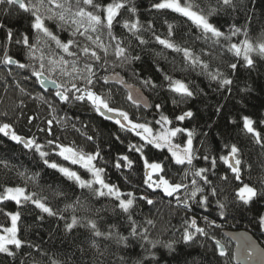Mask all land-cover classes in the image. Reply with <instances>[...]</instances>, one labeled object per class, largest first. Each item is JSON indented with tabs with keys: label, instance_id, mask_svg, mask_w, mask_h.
Here are the masks:
<instances>
[{
	"label": "snow or ice",
	"instance_id": "obj_1",
	"mask_svg": "<svg viewBox=\"0 0 264 264\" xmlns=\"http://www.w3.org/2000/svg\"><path fill=\"white\" fill-rule=\"evenodd\" d=\"M248 7L246 0H153L151 9L166 15L176 14L173 19L183 18L182 22H190V26L199 30L198 38L208 45L209 51L205 53L201 49L198 55L191 48L176 42L177 24L165 19L166 36L162 38L151 21L143 23L136 0H0V14L6 17L16 14L27 21L26 30L14 32L13 27L0 20V30L4 33V39L0 41V67L6 72L4 83L8 85L5 91L18 90L22 97L47 106L51 118L45 117L41 121L45 126L38 127V132L54 136L53 127L56 124L66 131L70 126L72 131L84 135L66 113L63 117L57 113L71 105L88 106L105 120H115L119 131L135 133L139 137L142 143L129 142L127 151L139 154L145 170L136 189L124 191L108 177L109 160L102 155L93 135L86 136V141L94 145L87 152L75 141L69 145L59 142V137L41 143L35 135L27 138L18 134L14 123L10 122L9 112H0L4 118L0 120V134L29 150L45 169L59 174L47 185V192L41 184L39 172L29 174L17 170L21 186L0 185V215L5 217V223H0V264L8 258H11L8 264H16L22 249H28V255H32V249L41 252L38 245L21 234L22 215L36 209L41 221L47 217L63 221V232L71 235L69 247L72 251L66 252L64 259L49 258V264H162L158 255L160 249L167 250L168 255L175 258L180 251L178 246L199 244L207 247L209 241L212 242L209 250L213 255L218 250L223 264H230L231 257L225 245L215 238L214 230L220 225L215 219H209L208 215L198 217L195 209L207 211L215 204L217 215L224 218L230 211L243 214L264 202V117L256 120L249 116L242 117V130L260 147L262 157L259 161L260 174L250 183L248 181L253 180L252 164L245 160L244 146L226 145L227 154L219 157L210 153L201 155L194 147V129L175 126L173 120L162 112L154 124L139 115L132 118L127 111L112 106L114 96L111 90L101 92L98 86L103 88L109 83L110 78L103 75L109 71L124 83L119 73L115 72L119 68L130 73L146 88L161 87L151 76L142 77L135 67L142 62L137 49L143 51L151 42L182 54L188 67L199 68L200 75L215 82L218 89L230 93L232 77L239 67L247 69L249 74L258 70V64L264 67V31L255 39L250 36ZM239 11H244V26L233 23L225 32L222 25L213 22V17L231 16ZM117 26L121 29L119 35ZM145 33L150 34L151 39H145ZM240 36L243 39L233 42L234 37ZM14 45L19 46V58L10 54ZM216 50L221 54L224 51L232 54L233 60L228 64L229 74L221 71L219 66L210 67L212 60L217 59L213 56ZM155 55L160 57L163 53L157 52ZM204 55L209 57L208 61L202 59ZM155 72L161 73L163 69L156 65ZM8 76L13 77L14 83L8 81ZM163 80L168 81V89L179 97L173 99L174 105L186 102L203 91L190 87L182 80L173 79L167 73L163 74ZM29 82L32 86L39 85L40 89L52 85L55 92L47 91L33 96L34 88L30 90ZM127 99L137 106L142 101L141 97L134 98L131 93ZM25 107V99H20L16 108ZM155 108L160 110L161 105L156 104ZM219 110L218 107L217 112ZM193 115L188 110L176 116L175 120L183 122ZM22 116L23 111H20L17 119ZM37 119V116L30 115L28 123L31 125ZM156 125L160 129L158 132L154 131ZM82 127L86 128V125ZM178 136L179 141L176 139ZM115 139L124 143L119 135ZM149 147L167 151L163 159L150 161L145 155V149ZM52 156L68 164L59 163L51 159ZM218 159L227 166L224 175L216 171ZM198 160L207 161V166H197L195 162ZM112 167L131 170L133 160L129 155L114 157ZM0 170H13L6 157H0ZM125 180L128 181L127 176ZM53 201L64 203V208L54 207ZM8 202L14 204L13 211L7 210ZM141 202L145 206L163 202L172 212L182 211V227L174 229L179 232V237L167 240L154 237L153 231L157 229L159 220L151 216L139 217ZM97 203L100 207L96 206ZM105 213L109 215L105 216ZM111 217H116L114 222ZM201 219L203 226L199 222ZM102 220L107 224L104 230L100 227ZM256 223L258 228H264V214L257 212ZM56 227L59 228L60 224L57 223ZM173 227L167 221L162 226V233ZM124 231H127V235H124ZM77 232L80 233L78 237ZM137 245L142 254L130 251ZM118 251L124 252V255H116ZM43 255L48 254L43 252ZM110 255L116 256V259L109 260ZM133 255L135 259H132ZM20 264H23L22 260ZM33 264L40 262L34 261ZM177 264H180L179 260ZM192 264H203V261H193ZM207 264L212 262L208 261Z\"/></svg>",
	"mask_w": 264,
	"mask_h": 264
},
{
	"label": "trees",
	"instance_id": "obj_2",
	"mask_svg": "<svg viewBox=\"0 0 264 264\" xmlns=\"http://www.w3.org/2000/svg\"><path fill=\"white\" fill-rule=\"evenodd\" d=\"M153 0H136V5L139 9L140 19L143 23L151 21L157 30V34H160L162 38L166 36L167 25L164 23L165 19H168L170 23L177 24L178 27L175 30L178 35L174 37L177 43L189 47L200 54L201 49L205 53L209 51L208 45L201 39H199V30L195 26H190V22L184 23L183 18L173 17L176 14H168L156 12L151 9ZM248 7V16L251 18V25L249 26V34L255 39L259 33L264 31V0H246ZM127 15V14H125ZM213 22H218L219 25L223 26V30L227 32L228 26L235 23L237 26L245 25V14L244 11H239L231 16H220L213 17ZM0 20H3L9 26L13 27L14 32L24 31L27 28V21L21 19L20 16L13 14L9 17L0 14ZM126 32V30H124ZM116 32L119 35L121 29L119 26L116 28ZM62 34V38H63ZM145 39H151L150 34H144ZM4 33L0 30V41H3ZM237 39H243V36L234 37L233 42ZM19 46L14 45L10 49V54L20 57L21 53L18 51ZM142 57V62H138L135 67L140 71L141 76H151L157 85H162L156 89H149L144 87L140 81L133 77L130 73L121 71L119 68L115 70L119 73L121 79L128 85L135 86L140 89L149 99L151 107L150 110H144L143 108L137 109L128 100L127 95L123 88L119 85L107 84L110 88L103 87L99 88L101 92H107L111 90L114 100L112 103L113 107L121 108L127 111L130 117L135 118L137 115L143 119L154 124L155 120L159 118V113L162 112L168 116L169 119L173 120L175 126H182L188 129L195 130L194 136V147L199 150V154H211L212 156L226 155L228 149L226 145L237 144L238 146H244L245 160L252 164V175L253 180L248 182H254L256 177L260 174L259 161L261 157V149L258 145L249 139L248 134L242 130V117L249 116L254 120L264 117V67L257 65L258 70L249 74L248 70L239 67L232 77L233 84L231 85V92L224 89H218L215 82L210 81L203 75H200V69H192L188 67L187 63L182 59V54H177L171 49H164L163 46L155 43H149L145 46L143 51L137 49ZM161 52L162 56L157 57L155 53ZM213 56L217 59L212 60L210 67L215 68L219 66L220 70L229 74L228 64L232 62L233 56L231 53L224 51L222 54L219 50L213 52ZM203 60L208 61L209 57L204 55ZM156 65H159L163 69V72H155ZM20 71V70H16ZM167 73L172 76L173 79H179L185 83H189L190 87H197L203 91L198 93L194 98L188 99L186 102L174 105L172 103L174 98L179 99L177 94L172 93L168 89V81L163 80V74ZM6 72L0 67V112L7 110L11 117L10 122L14 123L15 130L18 134L31 138L33 135L39 137L41 143H46L47 139L59 137V142L69 145L72 141L76 142V145L83 147L84 150L90 151L94 146L92 142L86 141L87 135H93L95 137V143L99 145L102 155L105 159L109 160L108 177L112 182L119 185L122 190L130 191L136 189V186L140 184L141 178L144 174L143 161L139 158L137 153H129L127 151V145L131 143H142L139 141V137L135 133H125L119 131V125H116L112 120H105L103 117L95 114L91 111V108L85 105H71L64 110L57 113L59 117H63L65 113L71 118V121L76 124L77 128H80L84 135L72 131L70 126L66 131L60 125L54 124L53 133L54 136H47L45 133L38 132V127H44L41 123L45 117L51 118L48 115L47 106H40L39 101L24 98L18 92V90L5 89L8 85L4 83V77ZM106 76L115 75L112 71L103 73ZM55 78V77H54ZM9 82L14 83L13 77H7ZM29 88L33 91V96L40 95L47 92L39 88V85L32 86L29 82ZM245 89H250L245 91ZM52 92V91H51ZM54 94V92H52ZM20 99H25L27 107L23 109L16 108L19 104ZM51 99V96L49 97ZM156 104L161 105V109L155 108ZM219 107V112L217 108ZM16 108L14 112L13 109ZM191 110L194 115L192 118H186L185 121L179 122L175 120V117L182 114L185 111ZM20 111H23V116L17 119V115ZM35 115L38 117L37 120L33 121V124L28 123V117ZM4 118L0 116V120ZM236 123L233 124L232 121ZM142 122V121H141ZM86 125V128L82 127ZM159 130V126L156 125L154 130ZM121 136L124 143L117 141L115 136ZM179 137V136H178ZM176 138L177 141L180 140ZM201 141L203 146H201ZM207 149V152H205ZM164 152L158 149L146 148L145 155L152 161L156 159H163ZM122 155H129V158L133 160V167L131 170L124 167L123 169L117 170L112 167V160L114 157ZM0 157H6L10 165L13 166L12 171L5 172L0 170V185L8 186H21L22 181L16 175V171H27L29 174L39 172L41 174V184L44 185V190L47 192V185L51 184L53 179L58 173H54V170L45 169L43 166L37 163V157H34L29 150L24 149L22 145H16L15 142L11 141L8 137H4L0 134ZM51 159L67 165L68 162L62 161L61 158L52 156ZM197 166H207L208 162L198 160L195 162ZM76 168L78 166H72ZM227 166L218 159L216 171L221 175H224V169ZM173 173L175 169L172 170ZM46 173V174H45ZM128 177V181L125 177ZM215 180L216 178L213 177ZM146 187V186H144ZM31 190V185H29ZM150 191V190H149ZM71 198V193H69ZM168 198H165V200ZM70 202V201H69ZM105 203H108L107 201ZM53 206L64 208V203L59 201H53ZM97 207L100 204L97 203ZM15 208L12 202H8L7 210L13 211ZM195 212L198 217L202 218L205 215L209 216V219H215L216 223L220 225L219 228L215 229V238L221 241L225 245L231 260L230 264H234L233 250L234 245L226 240L223 236L225 230L229 231H246L250 233L264 248V228H258L256 223L257 212L264 214V202L256 204L252 211L240 212L230 211L224 218H220L215 211V204L212 208L205 211L202 208H196ZM39 210H32L22 215V237L30 240L32 243L38 245L41 248V252L37 253L35 249H32V255H28V249H22L20 255L17 257L16 264H33L34 261H39L40 264H49V258L64 259L65 253L72 251L69 247L71 243V235L63 232V221H56L54 218L47 217L41 221L38 217ZM43 215L42 213H40ZM67 215V214H65ZM105 216L109 214L105 213ZM139 217L157 218L159 220L157 229L153 231V236H160L162 239L167 240L169 238H178L179 232H175L174 229L182 227V211L172 212L171 209L163 202L157 203L155 206H145L141 202L139 210ZM116 217H111L114 222ZM170 221L173 229L162 233V226ZM203 226L202 219L199 221ZM0 223H5V217L0 215ZM57 223L60 227L57 228ZM5 226H10L6 224ZM106 221H100L101 230L106 228ZM126 227V225H125ZM83 231V230H81ZM80 235L77 232V237ZM124 235H127V231H124ZM212 242H208L207 247H201L199 244L193 245L192 247H186L183 245L178 246L180 249L178 255H168L167 250L160 249L158 255L161 257L162 264H177V260L180 264H192L193 261H203V264H207L211 261L212 264H223V258H219L218 250L214 256L212 251L209 250ZM114 250V249H112ZM110 250V251H112ZM133 253L142 254V250L137 245L135 248L130 250ZM43 252H47V256L43 255ZM116 255H124V252L118 251ZM133 255L132 259H135ZM7 260H2V264H8ZM109 260L114 261L116 256L110 255Z\"/></svg>",
	"mask_w": 264,
	"mask_h": 264
},
{
	"label": "water",
	"instance_id": "obj_3",
	"mask_svg": "<svg viewBox=\"0 0 264 264\" xmlns=\"http://www.w3.org/2000/svg\"><path fill=\"white\" fill-rule=\"evenodd\" d=\"M109 83L121 86L120 80H117L115 75L108 76ZM128 96L129 93L133 95L134 98L141 97L142 101L137 106L133 101L128 100L130 103L134 104L138 108H143L149 111L151 104L148 97L137 87L126 84L125 82L121 86ZM45 91L55 92L52 85H48ZM147 105V106H146ZM115 122V120H112ZM223 236L226 240L234 245L233 259L234 264H264V248L261 244L248 232L246 231H229L225 230Z\"/></svg>",
	"mask_w": 264,
	"mask_h": 264
},
{
	"label": "flooded vegetation",
	"instance_id": "obj_4",
	"mask_svg": "<svg viewBox=\"0 0 264 264\" xmlns=\"http://www.w3.org/2000/svg\"><path fill=\"white\" fill-rule=\"evenodd\" d=\"M132 104V103H131ZM133 106H135L134 104H132ZM136 107V106H135ZM137 109H139L138 107H136ZM160 130V129H159ZM159 130H157V132L159 131ZM154 131H156V130H154Z\"/></svg>",
	"mask_w": 264,
	"mask_h": 264
},
{
	"label": "rangeland",
	"instance_id": "obj_5",
	"mask_svg": "<svg viewBox=\"0 0 264 264\" xmlns=\"http://www.w3.org/2000/svg\"><path fill=\"white\" fill-rule=\"evenodd\" d=\"M104 87L110 88L109 86H104Z\"/></svg>",
	"mask_w": 264,
	"mask_h": 264
},
{
	"label": "bare ground",
	"instance_id": "obj_6",
	"mask_svg": "<svg viewBox=\"0 0 264 264\" xmlns=\"http://www.w3.org/2000/svg\"><path fill=\"white\" fill-rule=\"evenodd\" d=\"M158 130V129H157ZM179 138V137H178Z\"/></svg>",
	"mask_w": 264,
	"mask_h": 264
}]
</instances>
